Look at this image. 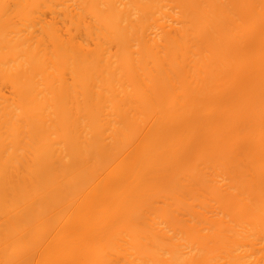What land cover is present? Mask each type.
<instances>
[{"label":"bare ground","instance_id":"bare-ground-1","mask_svg":"<svg viewBox=\"0 0 264 264\" xmlns=\"http://www.w3.org/2000/svg\"><path fill=\"white\" fill-rule=\"evenodd\" d=\"M0 264H264V0H0Z\"/></svg>","mask_w":264,"mask_h":264}]
</instances>
